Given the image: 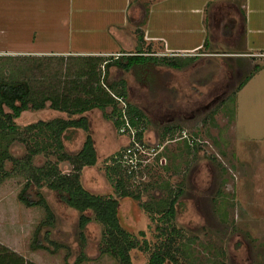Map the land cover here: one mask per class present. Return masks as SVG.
Returning a JSON list of instances; mask_svg holds the SVG:
<instances>
[{
    "label": "rangeland",
    "instance_id": "rangeland-1",
    "mask_svg": "<svg viewBox=\"0 0 264 264\" xmlns=\"http://www.w3.org/2000/svg\"><path fill=\"white\" fill-rule=\"evenodd\" d=\"M213 1L0 0V78L27 75L34 89L35 73L47 68L53 78L44 77L45 90L35 89L51 93L54 85L61 96L65 89L69 95L68 81L74 79L66 67L89 57L108 60L139 50L157 58L195 57V63L181 71L154 63L139 78L134 72L111 68L109 80L125 81L126 100L145 115L143 144L136 147L129 135L116 130L106 118L111 109L88 113L98 163L82 171V184L96 196L119 198L109 178L113 156L140 147L141 171L130 186L140 200L120 199L119 219L126 231L137 236L142 246L146 242L154 248L160 243V229L169 225L161 222L164 212L151 210L161 209L180 193L174 222L180 252L177 263L171 264H264V0H245V20L238 31L230 7L212 6ZM220 18L226 22L216 29ZM141 37L148 40L144 45ZM33 50L44 53L32 62L17 60L32 55L20 51ZM53 55L66 61L50 59ZM65 118L69 117L47 107L28 110L16 122L26 127ZM45 135L49 133L40 134L38 140L53 143ZM86 138L84 131H68L63 152L79 153ZM10 145L15 159L28 154L20 140ZM52 145L34 159L33 166L51 162L61 172L71 173L73 168L60 161L62 153ZM6 171L0 175V260L5 258L4 264L20 260L24 264H118L102 252L103 226L95 221L89 224L83 244L81 215L48 188L42 193L55 214L52 240L63 247L55 254L32 251L34 232L46 219V210L23 205L18 196L27 180L15 172L12 162ZM33 191L29 194L35 199ZM86 215L94 217L91 212ZM82 256L86 259L79 263ZM149 259L150 254L142 250L132 252L133 264H148Z\"/></svg>",
    "mask_w": 264,
    "mask_h": 264
},
{
    "label": "trees",
    "instance_id": "trees-1",
    "mask_svg": "<svg viewBox=\"0 0 264 264\" xmlns=\"http://www.w3.org/2000/svg\"><path fill=\"white\" fill-rule=\"evenodd\" d=\"M140 42L142 45L145 44L144 37H141ZM205 46L208 47L209 44ZM33 57L38 58L36 55H24L18 57L17 60L27 63L34 61ZM49 57L50 59L55 57L54 59L56 60L66 61L62 56L53 55ZM178 57L157 58L153 57L150 52L147 53L142 50L135 54H123L120 57H113L108 60L102 56L89 57L88 60L80 64L71 63V65L66 67L68 76L74 79L68 81L70 86V89L68 88L69 95L65 94L67 90L65 89L61 96L54 88V85L48 86L52 90L51 93H39L35 89L39 87L41 90H45L47 87H45L43 82L44 77L51 76L53 78V75L47 73V68L38 69L39 75L35 73L36 87L34 89L29 79L25 78L27 75H24V78L14 77V75H10L8 78H0V175L3 174L5 176L8 174L6 173V168L12 162L15 172H18L27 180L24 189L18 196L19 201L28 208L44 207L46 210V219L40 223L34 232L33 242L31 243L32 251L45 250L55 254L59 247H63L52 240L51 229L55 226V214L42 193L43 188H48L58 195L65 206L81 215L79 228L83 244H85V230L89 224L95 221L104 228L103 254L111 256L118 264H133L132 252L135 250H142L150 254L148 264L177 263L178 252H180L177 239L180 238V233L174 222L176 218L175 209L180 193L174 195V198L170 197V203L161 205V209H157V211L151 210L150 206L147 207L148 205L144 204L145 209H150L152 212L161 214L164 212L161 222L168 224L169 228L160 229V243L155 245L154 248L150 247L146 242L142 246L139 238L126 231L119 219L120 199L133 197L136 200H140V197L138 195L135 196L130 190L131 182L137 179V174H140L141 171L140 163L132 165L130 162L133 154L126 153L128 149L124 153L119 152L113 156L112 164L109 166V178L115 182L119 198L96 196L88 192L82 184V171L85 168L95 167L98 163V154L91 135L90 120L86 115L87 113L97 109L101 112L111 109V113L107 114L106 118L112 121L116 130L120 132L125 127L128 132L126 125L128 123L136 131L137 144H143L145 115L140 109L130 105L126 100L125 81L109 80L111 68L116 67L125 73L134 72L139 78L148 74L151 65L154 63L159 64L157 62H161V65L176 70H183L186 65L189 66L190 62L195 60V57L192 56L186 58ZM95 58H98L99 60L97 61L99 62L90 60ZM176 59L179 60L178 63ZM255 68L257 72L259 68ZM84 77L88 79L86 82L81 83L78 81V79ZM252 77L246 78L239 86L238 92L246 86ZM35 94L37 98L34 97ZM73 95L74 97L72 98ZM236 96L237 93L233 95L234 100ZM120 100L124 101L125 108L122 107ZM47 103H50V105ZM5 107L11 110V113L5 112ZM47 107L56 112L64 113L69 118L37 122L26 127H20L17 124L16 121L24 112L28 110L40 111ZM70 130H81L87 135L83 149L75 155L63 152V138ZM34 131H37V133L33 134ZM46 131L49 135H45L44 139H51L56 144L58 151L62 153L60 161L69 163L73 168L71 173L61 172L58 166L51 162L44 167L33 166L34 159L43 152L49 151L53 146V143L44 144L38 140L41 137L40 134L43 135ZM15 140H20L27 145L28 154L22 160L15 159L10 153L9 146ZM136 142L133 144L136 145ZM31 190H35V192L33 191L35 199L29 194ZM88 212H91L94 217L87 216ZM45 229L47 230L44 231ZM85 259V256H82L78 262L81 263ZM3 262H6L5 258L0 260V263ZM13 264L17 263L13 262ZM18 264L24 263L20 260Z\"/></svg>",
    "mask_w": 264,
    "mask_h": 264
},
{
    "label": "crops",
    "instance_id": "crops-1",
    "mask_svg": "<svg viewBox=\"0 0 264 264\" xmlns=\"http://www.w3.org/2000/svg\"><path fill=\"white\" fill-rule=\"evenodd\" d=\"M243 2L244 3H241V2H238V0H215V1H213L212 3V6H222L223 4H226L228 7H230V9H231V11L233 12V14H232V20L234 21V27H235V29L234 30H236V31H238V30H242L241 29V24L242 23H244V11H243V9H244V7L246 6V2H245V0H243ZM244 4H245V6H244ZM229 9V8H228ZM218 13V12H217ZM230 12H228L227 14H229ZM230 17V16H229ZM215 21V20H214ZM206 22L208 23V24H210L211 23V19H209L208 20V18H207V20H206ZM217 24L215 25V28L216 29H221V28H223L224 27V23L226 22V20L225 19H223V18H220V20H218L217 19V21H215ZM239 25V26H238ZM212 28V27H211ZM240 28V29H239ZM148 40H145V42H147ZM20 53L21 54H32V55H40V54H42V53H44L43 51L42 52H37V51H30V52H28V51H20ZM57 54V53H56ZM147 56H149V55H147ZM170 56V55H169ZM174 56H179V57H183V58H186V57H191V55H174ZM153 57H155V56H153ZM197 59H195L194 61H192V62H190L191 64L189 65V66H187L186 65V67H185V69L187 68V67H190L192 64H194L195 63V61H196ZM181 71V70H180ZM88 114V113H87ZM86 114V115H87ZM88 117V116H87Z\"/></svg>",
    "mask_w": 264,
    "mask_h": 264
},
{
    "label": "built area",
    "instance_id": "built-area-1",
    "mask_svg": "<svg viewBox=\"0 0 264 264\" xmlns=\"http://www.w3.org/2000/svg\"><path fill=\"white\" fill-rule=\"evenodd\" d=\"M120 103H121V105H122L123 108L126 107L124 101L120 100ZM126 125L128 127V132H127V128L124 127V128H122L120 130L119 133L122 134V135H125V136L126 135H129V137H131L133 139V142H136V131L134 129H132L128 123ZM135 146L138 147L137 142H136V145ZM139 148H137V149L134 148V149H131V150L129 149L128 150V154H133V158L130 161L132 165H136L138 163V161H137V153L139 151Z\"/></svg>",
    "mask_w": 264,
    "mask_h": 264
}]
</instances>
